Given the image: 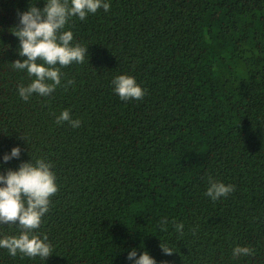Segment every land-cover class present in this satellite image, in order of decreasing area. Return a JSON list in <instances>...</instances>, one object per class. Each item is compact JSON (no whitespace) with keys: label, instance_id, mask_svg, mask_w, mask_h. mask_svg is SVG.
I'll return each instance as SVG.
<instances>
[{"label":"trees","instance_id":"trees-1","mask_svg":"<svg viewBox=\"0 0 264 264\" xmlns=\"http://www.w3.org/2000/svg\"><path fill=\"white\" fill-rule=\"evenodd\" d=\"M106 2L65 27L89 58L25 101L34 77L12 67L26 59L12 31L45 0H0V173L42 158L58 185L34 230L53 254L0 248V264H133V248L157 264H264V0ZM121 74L142 99L119 97ZM65 109L79 127L56 123ZM210 180L235 190L213 201ZM20 231L0 225V238Z\"/></svg>","mask_w":264,"mask_h":264},{"label":"clouds","instance_id":"clouds-1","mask_svg":"<svg viewBox=\"0 0 264 264\" xmlns=\"http://www.w3.org/2000/svg\"><path fill=\"white\" fill-rule=\"evenodd\" d=\"M106 0H45L41 9L35 3L30 4L27 11L19 14V26L12 31L19 38L18 53L26 57L12 62L17 70H26L34 79L27 86H18L22 99L27 101L33 94L48 96L61 85L63 73L61 69L73 62L83 63L88 54V47L79 43L73 45V32L65 30L72 17L85 20L90 13H96L103 8L110 10ZM69 85L74 81L69 80ZM114 91L122 100H140L145 90L137 83L135 77L121 74L114 78ZM68 122L73 128L79 127L80 119H73L70 110H63L56 118V123ZM21 149L13 147L10 153L3 157L4 162L20 156ZM235 190V186L210 180L206 195L213 201L226 197ZM58 192L55 173L52 164L45 159L22 162L18 170L8 169L6 174L0 173V225H18L21 229L18 235H8L0 238V248L8 250L15 257L22 253L28 257H40L46 260L53 254L47 235L43 238L34 230L41 226L42 218L49 211L51 197ZM178 231L183 224H177ZM163 251L171 255L175 251L161 245ZM254 255V250L247 246H236L233 256ZM133 264H157L154 257L144 251L137 257L136 249L128 253ZM167 264V262H162Z\"/></svg>","mask_w":264,"mask_h":264}]
</instances>
